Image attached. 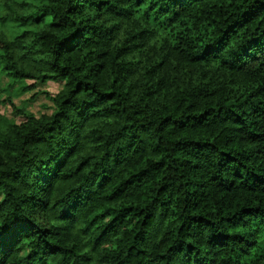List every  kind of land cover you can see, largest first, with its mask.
<instances>
[{"label": "trees", "instance_id": "obj_1", "mask_svg": "<svg viewBox=\"0 0 264 264\" xmlns=\"http://www.w3.org/2000/svg\"><path fill=\"white\" fill-rule=\"evenodd\" d=\"M2 77L0 264H264V0H0Z\"/></svg>", "mask_w": 264, "mask_h": 264}, {"label": "rangeland", "instance_id": "obj_2", "mask_svg": "<svg viewBox=\"0 0 264 264\" xmlns=\"http://www.w3.org/2000/svg\"><path fill=\"white\" fill-rule=\"evenodd\" d=\"M4 31L8 35H13L18 32V28L14 26H4ZM33 84L32 81H26L25 83L12 84L8 78L2 77L0 80V85L2 92L0 94V115L7 118L12 123H21L24 118L13 113L7 99H12L15 106L23 108L28 114H33L35 116H40L42 114H51L53 111V104L48 97H53L62 88V83L60 82H48L46 84L35 83V89L29 93H22L21 88L25 85Z\"/></svg>", "mask_w": 264, "mask_h": 264}]
</instances>
